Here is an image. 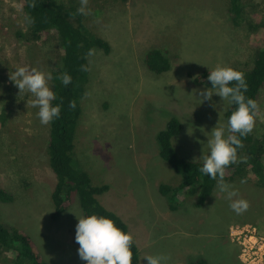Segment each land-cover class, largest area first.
<instances>
[{"label":"rangeland","instance_id":"1","mask_svg":"<svg viewBox=\"0 0 264 264\" xmlns=\"http://www.w3.org/2000/svg\"><path fill=\"white\" fill-rule=\"evenodd\" d=\"M55 1L76 8L80 4ZM242 6L244 17L234 25L228 0H88L85 30L105 40L109 52L93 48V55H87L75 166L91 184L108 186L96 198L126 224L140 264H146L145 255L155 254L167 255L168 264L199 257L207 264H241L230 227L264 228V188L247 177L225 181L248 202L239 215L216 187L202 207H193L195 193L190 191L174 211L158 192L161 183L179 182L158 155L155 140L167 120L173 116L180 121V132L170 142L179 156L192 161L207 152L204 133L216 122L226 123L227 101L213 94L199 104L196 90L207 87L193 78L216 64L249 70L264 47V0H242ZM23 18L21 0H0V113L6 114L0 124V188L12 197L0 202V224L29 235L47 264H86L74 241V215L82 214L77 196L70 195L58 220L50 219L56 178L45 153L48 125L39 123L31 94H19L9 80L18 66L54 70L61 56L58 38L52 32L44 43L17 41L14 33L24 27ZM151 49L167 57L168 71L155 74L146 68L144 56ZM257 105L253 138L264 134V87Z\"/></svg>","mask_w":264,"mask_h":264},{"label":"trees","instance_id":"2","mask_svg":"<svg viewBox=\"0 0 264 264\" xmlns=\"http://www.w3.org/2000/svg\"><path fill=\"white\" fill-rule=\"evenodd\" d=\"M76 6L63 5L55 0H21L23 16L32 18L31 25L15 30L17 41L24 43H44L49 34L54 32L58 38L61 56L59 63L51 70L53 79L50 88L56 93L53 103L61 104L60 116L48 124L45 153L47 165L56 178L51 192L52 211L50 219L58 220L70 205V195L75 194L79 200L83 214L96 213L111 218L117 227L127 231L126 224L114 213L105 209L97 200V196L106 192V184H91L88 175L75 166L74 147L75 130L82 112L81 101L84 97L88 80V71H81L80 65L87 63L89 49L98 48L109 52L108 43L85 30L83 15L77 14ZM242 0H228V16L232 24L237 25L243 16ZM146 68L160 74L169 70V60L159 49H151L145 53ZM244 73L247 83L245 96L258 100L264 87V47L257 51L253 65L249 70L236 69ZM67 72L71 83L63 86L57 75ZM208 70L205 69L193 78L195 84L210 87L207 81ZM69 101L75 102L74 108H69ZM235 105H229L224 118L234 110ZM6 119L4 112L0 113V124ZM181 123L175 117L167 120L163 129L155 136L158 155L179 176L175 185L161 183L158 185L159 194L166 200L170 210H177L186 200V193L193 191L195 200L193 207H202L207 197L216 185L215 180L209 179L199 172L201 161H192L178 155L171 145V138L178 135ZM242 148L237 150L238 158L244 159L236 164H230L225 170L224 180L232 182L235 179L247 177L251 184L264 188V134L253 138L251 132L241 138ZM11 195L0 188V202L7 203ZM132 264H140L138 250L132 244ZM0 261L5 264H47L36 253L32 239L21 229L0 224ZM188 264H207L204 258L191 260Z\"/></svg>","mask_w":264,"mask_h":264},{"label":"clouds","instance_id":"3","mask_svg":"<svg viewBox=\"0 0 264 264\" xmlns=\"http://www.w3.org/2000/svg\"><path fill=\"white\" fill-rule=\"evenodd\" d=\"M88 0H80L77 14L89 15ZM25 25H31L33 20L25 15ZM94 50L89 49L87 55H93ZM81 71H88L85 64L80 65ZM208 70L207 81L210 87L196 90L200 97L199 104L209 101L212 95L235 105L227 117L226 123H217L206 136L207 152L201 153L199 172L209 179L215 180L216 190L224 194L229 201V208L237 215L248 209V202L238 198L236 190L224 180L225 170L230 164H236L244 157L238 158L237 150L242 148V139L253 129L258 105L252 98L246 97L247 83L244 73L228 65L216 64ZM57 79L63 86L71 83V76L61 72ZM51 72L42 71L29 65L14 68L9 80L18 89V93L31 94V105L37 109L35 113L41 125H48L58 119L61 111L60 103L56 100V93L49 87L52 80ZM69 108L75 107L74 101H69ZM193 131V129H192ZM191 131V133H192ZM244 181L241 180V183ZM76 218L74 241L78 244L77 255L86 264H132L133 236L130 232L117 227L115 222L104 215L96 213L74 215ZM146 264H168L169 257L165 254L145 255Z\"/></svg>","mask_w":264,"mask_h":264},{"label":"built area","instance_id":"4","mask_svg":"<svg viewBox=\"0 0 264 264\" xmlns=\"http://www.w3.org/2000/svg\"><path fill=\"white\" fill-rule=\"evenodd\" d=\"M230 240L238 247V260L241 264L264 263V228L258 230L249 225L232 226Z\"/></svg>","mask_w":264,"mask_h":264}]
</instances>
